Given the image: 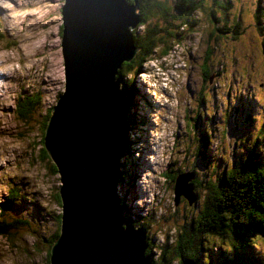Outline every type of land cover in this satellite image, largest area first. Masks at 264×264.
<instances>
[{"label": "rangeland", "instance_id": "obj_1", "mask_svg": "<svg viewBox=\"0 0 264 264\" xmlns=\"http://www.w3.org/2000/svg\"><path fill=\"white\" fill-rule=\"evenodd\" d=\"M163 1L169 8L174 0ZM201 1L208 11L207 0ZM216 1L228 7L222 11L215 7L214 23L210 24L198 6L197 22L186 30H176L173 41L163 38L164 46L157 44L131 82L133 128L139 119L146 126L141 125L139 139L134 129L128 131V153L119 159L116 175L121 179L116 192L124 213L141 222L153 246L161 242L172 245L177 230L200 209L197 189V201L179 195L174 203L171 178L186 173L178 180V188L185 191L178 193H190L183 181L188 173L197 179L209 176L211 157L219 168H226L236 154H243L264 121V0H258V7L257 0ZM62 6L63 0H0V219L25 221L9 226L15 237H0V264H46L51 236L58 229L60 235V222L54 216L62 214L61 204L52 195L58 193L61 182L56 170L49 171L48 155L41 151L40 143L45 130L41 119L64 92ZM255 15L261 20V32ZM205 49H210V56L208 77L203 80ZM249 92L263 106L254 113L249 110L248 120H243L233 107L242 106ZM30 93L41 96L40 105L26 120H19L14 114L16 97ZM204 134L211 144L202 158L199 143ZM261 138L264 148V135ZM131 148L140 150L132 153ZM164 173H169L168 178ZM9 188H16L14 198L21 196V200L9 196L7 204L14 203L11 208L1 206ZM208 243L209 255L216 256L218 239ZM222 252L229 258L227 247ZM157 254L153 247L152 260Z\"/></svg>", "mask_w": 264, "mask_h": 264}, {"label": "water", "instance_id": "obj_2", "mask_svg": "<svg viewBox=\"0 0 264 264\" xmlns=\"http://www.w3.org/2000/svg\"><path fill=\"white\" fill-rule=\"evenodd\" d=\"M61 15L64 92L42 136L61 182L60 235L49 264H152L143 254L144 228L125 222L116 192L133 97L115 75L135 54L136 0H63ZM181 174L174 203L179 195L194 201L191 173L183 179L190 193H178L185 191L178 188Z\"/></svg>", "mask_w": 264, "mask_h": 264}, {"label": "trees", "instance_id": "obj_3", "mask_svg": "<svg viewBox=\"0 0 264 264\" xmlns=\"http://www.w3.org/2000/svg\"><path fill=\"white\" fill-rule=\"evenodd\" d=\"M258 3L259 1L257 0V7ZM136 4L137 13L140 15L136 28L141 26V29L139 32L135 28L131 29L135 54L129 61H123L120 64L115 75V78L132 91V97L134 93L131 85L133 76L140 73L141 66L156 51L158 43L161 44V48L164 46L163 38L166 37L169 40L171 38V41H173L176 37V30H186L191 23L197 22L195 12L198 6L208 21H210V24L216 20L214 16L216 8L222 11L228 7V4H221L216 0H207V5L210 7L208 11L203 10L204 4L201 0H174L169 8L165 6L163 0H136ZM219 6H222L221 10ZM155 20H158V24ZM255 21L258 32H261L260 28L262 26H258L261 20L256 15ZM0 38H2V35H0ZM164 50L166 51V49ZM161 54L164 55L165 53L161 52ZM209 56L210 49H205L201 64V77L203 80L208 77L206 61ZM40 99L41 96L38 93L17 96L14 103L15 117L19 120H26L40 105ZM133 106L135 107V101L132 100L127 112L128 131L130 132L134 129V117H132L133 113H131ZM262 106L263 102L249 92L244 98V104L239 107L236 105V107H233V111L240 115L243 120L244 118L248 120L249 110L254 113L255 109L260 111ZM50 114L51 108L50 110L48 109L44 118L41 119L43 128ZM256 119V117L252 118V120ZM220 122L224 125L225 121ZM131 123L133 124L132 126ZM136 123L137 126L133 130V134L136 135V139H139L138 132L146 126V122L139 119L136 120ZM141 125L144 126L141 127ZM263 135L264 121L261 120L259 128L251 137L250 145L246 146L243 154H236L226 168L224 166L219 168L217 160L211 157L213 168L210 175L203 179L193 177L190 183L193 188L194 198L196 197L195 189L201 193V197L198 199L200 209L189 223L181 225L180 230L175 233L173 244L168 247L165 242L153 246L151 245L152 243L147 241L145 236L143 254L149 257L151 263L153 261V264H171L173 261H177L178 264H181L185 259H191L194 264H264V148L260 142L263 140L261 138ZM246 137L247 140L249 135L246 134ZM207 140L208 134L201 136L199 146L202 158L208 153L211 144ZM126 141V147L121 153L120 159L128 153V135ZM137 143L138 146L140 143L139 141ZM40 144L43 145V141ZM133 150L136 149L131 148L132 153ZM41 151L45 152L46 156L48 155L44 147ZM48 158L49 156L46 157L49 162L48 169L50 172H54L56 170L55 166ZM119 166L121 167L120 163ZM164 175V177L168 178L169 173H164ZM120 179L121 176L119 175L117 184ZM174 179L175 176L171 178L172 181ZM15 189L9 188L5 192L3 195L5 203H1V206L13 207V201L7 204V199L9 196L12 198L16 196ZM52 198L61 204L57 192L52 195ZM15 199L21 200V196ZM195 199L193 202L197 201ZM119 204L126 223L142 226L141 222H135L130 219L127 213H124V207L120 200ZM1 214L2 208L0 209ZM54 217L60 222V213H57ZM24 223L25 221L22 219L13 220L12 223L0 219V237L7 239L15 237L9 226L16 227ZM58 233L59 229L51 236L49 249ZM215 239H218V248L220 249L216 256L211 257L209 255L208 242H211V240L213 242ZM220 243H223V247ZM153 247L157 248L158 251L154 260L151 258V249ZM226 247L229 249V258L225 257L222 252ZM168 248L170 249L167 250ZM49 249L47 255L49 254ZM45 262L49 264L48 256Z\"/></svg>", "mask_w": 264, "mask_h": 264}]
</instances>
